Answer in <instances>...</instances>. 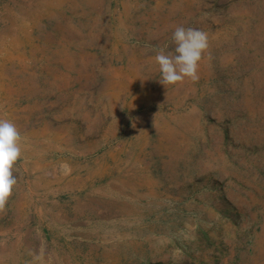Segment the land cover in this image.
Instances as JSON below:
<instances>
[{
	"label": "rangeland",
	"instance_id": "1",
	"mask_svg": "<svg viewBox=\"0 0 264 264\" xmlns=\"http://www.w3.org/2000/svg\"><path fill=\"white\" fill-rule=\"evenodd\" d=\"M177 26L209 46L163 86ZM0 118V264H264V0H0Z\"/></svg>",
	"mask_w": 264,
	"mask_h": 264
},
{
	"label": "clouds",
	"instance_id": "2",
	"mask_svg": "<svg viewBox=\"0 0 264 264\" xmlns=\"http://www.w3.org/2000/svg\"><path fill=\"white\" fill-rule=\"evenodd\" d=\"M171 44L156 50L155 62L159 67V82L173 85L185 78L199 79V63L208 49V35L203 30L193 27L177 26L171 34ZM22 135L16 124L8 119L0 118V205H3L12 194L17 183L13 175L16 161L21 157ZM65 171H70L63 165Z\"/></svg>",
	"mask_w": 264,
	"mask_h": 264
}]
</instances>
